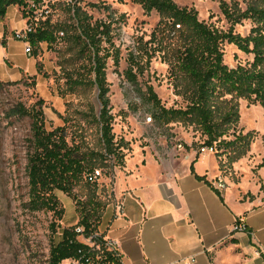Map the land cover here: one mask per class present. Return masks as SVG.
<instances>
[{"label": "rangeland", "instance_id": "rangeland-1", "mask_svg": "<svg viewBox=\"0 0 264 264\" xmlns=\"http://www.w3.org/2000/svg\"><path fill=\"white\" fill-rule=\"evenodd\" d=\"M72 1L94 22H112L120 61L117 65L113 58L108 60L106 77L114 117L113 133L116 142L122 144L124 165H116L113 158L100 167L98 186L79 182L74 189L77 201L56 192L65 216L54 233L52 213L35 212L27 207L32 120L14 110L19 104L27 109L42 105L48 130L62 127L70 145L79 146L84 152H105L98 122L101 105L98 90L92 85L89 56L73 37L76 25L73 12L68 9ZM154 1L157 0H50L28 15L11 6L0 21V264H47L52 241H60L63 228L78 224L84 209L93 208L91 201L107 207L112 203L114 176L126 167L128 160L169 161L181 148L201 154L207 136L199 117L182 119L179 115L171 121H159L155 117L157 109L148 99L147 86H152L162 106L186 109L197 87L192 77L180 72L177 60L179 48L189 43L183 33L186 25L176 35L170 34L172 17L165 10L154 8ZM169 1L177 9L194 10L200 22L223 36L233 34L243 39L249 51L227 40L222 43L224 64L229 70L252 69L256 45L247 40L255 30H263L264 36V0ZM38 26L52 29L55 42L36 46L28 42L27 33ZM63 26L68 27V33ZM258 49L263 62L257 70L264 74V44ZM132 57L141 64V69L136 71ZM130 71L136 74L135 83ZM214 88L210 110L220 140L214 143L218 153L213 159H217L226 182L239 183L250 190L261 186L262 191L264 106L226 82H216ZM231 111L233 115L227 119ZM149 117L152 122H147ZM239 134L250 140L249 150L246 156L235 160L237 151L220 141H234ZM101 225L103 230V220Z\"/></svg>", "mask_w": 264, "mask_h": 264}, {"label": "trees", "instance_id": "trees-1", "mask_svg": "<svg viewBox=\"0 0 264 264\" xmlns=\"http://www.w3.org/2000/svg\"><path fill=\"white\" fill-rule=\"evenodd\" d=\"M50 0H0V21L3 20L11 6L23 9L28 15L34 14ZM154 8L165 10L172 17L171 33H178L182 25H186V37L189 43L184 44L177 52L179 70L192 77L197 87L190 96L186 109H167L161 105L160 100L152 86H147L148 99L156 107L155 117L159 121H171L175 116L182 119L197 115L202 121L204 134L207 136L206 145H212L220 140L219 128L213 121V113L210 110V99L215 93L216 82H226L230 87L238 89L240 93L246 92L250 98L264 106V74L257 70L263 62V54L258 49L263 45V30L253 31L254 35L248 38V42L254 46L255 62L252 71L245 68L229 70L224 64V54L221 45L227 40L243 51H249L243 43V39L228 34L223 36L217 30L205 26L198 20V13L194 10L177 9L169 0H157ZM72 13V20L76 26L74 40L84 46V52L88 53L90 61V73L93 75L92 85L98 90V99L101 105L98 122L100 124L101 140L104 153L84 152L79 146L70 145L66 132L62 127L48 130L45 124L42 105L27 109L19 104L14 112L17 115L28 116L32 120L31 148L27 158L28 195L27 207L35 212L52 213L55 222L52 223L54 233L59 227L58 222L65 216V208L62 207L56 192H61L69 197L77 198L74 189L81 181L98 186V182L91 183L87 177L100 167L103 168L113 158L116 165H124V154L121 152L122 144L116 142L113 133L112 107L110 106V88L107 82V62L113 58L118 65L120 61L119 50L114 46L112 22L93 21L86 12H80L73 4H68ZM62 29V26H61ZM68 33V27L63 26ZM27 41L32 45L40 43L52 44L56 37L52 29L46 26H38L29 30ZM196 40V41H195ZM195 41V42H194ZM133 65L141 69V64L132 57ZM133 66L132 69H135ZM136 74L130 71L129 76L133 83L136 82ZM77 84V82H75ZM0 85L2 82L0 81ZM233 111L227 114L231 118ZM238 119L234 122L237 123ZM225 136V135H224ZM223 137V136H222ZM249 139L246 135L239 134L234 141L221 140L225 147H233L236 152L235 160L246 156L249 148ZM247 146V147H246ZM194 172V170L192 169ZM206 181V177L197 176ZM79 203V202H77ZM91 210L84 209L83 217L73 227L63 228L59 242L51 243L47 264H122L118 254L108 249L106 238L101 234L99 227L106 211V204L91 201ZM93 219V220H92ZM82 229L81 232L78 230Z\"/></svg>", "mask_w": 264, "mask_h": 264}, {"label": "crops", "instance_id": "crops-1", "mask_svg": "<svg viewBox=\"0 0 264 264\" xmlns=\"http://www.w3.org/2000/svg\"><path fill=\"white\" fill-rule=\"evenodd\" d=\"M213 158L181 148L169 161L128 160L116 172L99 231L122 264H264V184L250 190L227 180L218 192ZM237 220L246 232L235 230Z\"/></svg>", "mask_w": 264, "mask_h": 264}, {"label": "built area", "instance_id": "built-area-1", "mask_svg": "<svg viewBox=\"0 0 264 264\" xmlns=\"http://www.w3.org/2000/svg\"><path fill=\"white\" fill-rule=\"evenodd\" d=\"M147 122H152V117L147 118ZM179 147H181V145H179ZM217 153H218V149H217V145L216 144H212V145H206L205 144L201 148V154L202 155L215 156ZM100 176H101V171L99 169H97L94 173L90 174L87 177V179H88L89 182L94 183V182H98ZM213 184H214L215 189L218 192H225L227 190V188H228L227 182L222 176L217 177L213 181ZM119 208L122 209V205H120ZM235 230L241 231V232H246L247 228L241 221L237 220L236 223H235ZM78 231L81 232L82 229H79ZM106 246L108 247L109 250H111V251L115 252L116 254H118V251L116 249V244L114 242H112L110 240H106Z\"/></svg>", "mask_w": 264, "mask_h": 264}]
</instances>
